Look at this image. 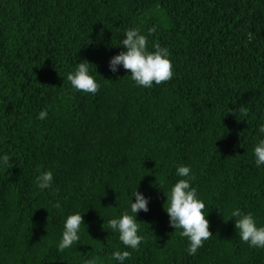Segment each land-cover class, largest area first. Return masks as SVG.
<instances>
[{
    "label": "trees",
    "instance_id": "trees-1",
    "mask_svg": "<svg viewBox=\"0 0 264 264\" xmlns=\"http://www.w3.org/2000/svg\"><path fill=\"white\" fill-rule=\"evenodd\" d=\"M154 25L149 49H170L174 75L142 88L109 60L125 29ZM85 59L95 95L66 79ZM262 117L264 0H0V156L10 157L0 164V264H115L108 257L123 245L105 228L137 186L150 197L137 217L146 241L126 264H264V250L243 243L230 219L239 207L264 224V168L252 155ZM181 163L213 233L195 256L169 225L159 188L176 182ZM45 170L54 190L41 192ZM75 211L87 228L60 253Z\"/></svg>",
    "mask_w": 264,
    "mask_h": 264
},
{
    "label": "clouds",
    "instance_id": "clouds-1",
    "mask_svg": "<svg viewBox=\"0 0 264 264\" xmlns=\"http://www.w3.org/2000/svg\"><path fill=\"white\" fill-rule=\"evenodd\" d=\"M157 31L156 26L148 29L144 34L138 27L127 28L123 32V39L118 46L123 50L112 56L109 60V69L114 73L119 72V66L130 70V78L136 86L151 88L170 81L174 75V65L170 49L160 44H154L149 49V36ZM92 63L88 60L76 62L73 70L66 75L67 81L75 92L95 95L100 90V84L93 74ZM96 71V68H95ZM97 72V71H96ZM244 116L248 110L240 108ZM49 109L45 108L38 114V119L46 120ZM252 155L255 166L264 168V117L257 125V135L254 137ZM10 157L0 156V164L7 165ZM175 175L178 177L174 184L166 188L164 183H159V188L166 196L164 209L169 217V225L178 231V235L186 238L187 253L195 256L204 247L213 233L210 231V222L207 219L208 210L205 200L201 197L198 187L193 186L195 176L191 166L177 164ZM36 185L41 192L54 190V174L51 170L40 172L36 177ZM133 197L135 198L133 200ZM150 197L138 190V186L131 191L127 206L123 207L118 215L110 217L107 221V230L118 234L119 242L123 248H115L109 261L115 264H126L132 258L133 251H139L146 241L141 224L137 219L138 214L149 211ZM51 207L60 209L59 200L51 204ZM235 220V229L239 239L250 248L264 250V224H258L257 218L251 211H244L239 207L230 212V219ZM82 226L87 225L80 211L71 212L64 218L63 230L57 244V251L63 253L79 244ZM82 264H105L98 256L87 257Z\"/></svg>",
    "mask_w": 264,
    "mask_h": 264
}]
</instances>
